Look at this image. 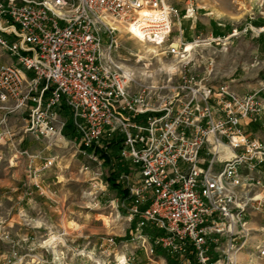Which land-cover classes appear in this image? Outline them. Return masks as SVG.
I'll use <instances>...</instances> for the list:
<instances>
[{"label": "built area", "instance_id": "built-area-1", "mask_svg": "<svg viewBox=\"0 0 264 264\" xmlns=\"http://www.w3.org/2000/svg\"><path fill=\"white\" fill-rule=\"evenodd\" d=\"M179 3L0 0V148L25 159L27 176L42 189L37 178L57 157L22 148L26 138L49 151L74 142L91 161L81 172L99 195L111 189L108 158L149 258L159 246L177 264H237L247 244L245 216L250 208L264 212V197L254 193L264 188V140L248 131L264 126V101L213 83L214 61L201 80L184 73L196 65L201 43L221 38L188 42L182 29L174 35L176 23L196 15L194 0ZM109 22L171 57L182 85L170 73L160 86L139 83L134 92L131 60L122 58L119 30ZM66 109L72 139L65 135ZM147 230L161 235L153 243ZM257 250L264 257V247Z\"/></svg>", "mask_w": 264, "mask_h": 264}, {"label": "rangeland", "instance_id": "rangeland-1", "mask_svg": "<svg viewBox=\"0 0 264 264\" xmlns=\"http://www.w3.org/2000/svg\"><path fill=\"white\" fill-rule=\"evenodd\" d=\"M194 5L195 17L181 19V26L176 23L174 35L182 29L185 40L201 37L210 41L212 36L207 35L200 21L203 14L220 17L217 23L221 26L217 28L226 36L231 32L233 35L234 31L238 34L219 37L221 41L211 46L205 42L198 49L196 65H190L184 73L201 80L208 76L210 62L214 61V73L209 79L230 82L231 77L227 76L234 73L238 75L232 83L236 88L254 82L251 75L256 68L252 66L255 63L252 53L257 47V30L264 27V0H194ZM178 8L184 15L182 3ZM195 23L197 28L192 29ZM120 28V53L124 60H131L129 64L136 78L134 92L139 89V83L160 86L170 73L174 74L175 85H182L181 70L169 71L176 63L171 57L161 55L160 50L158 57L146 55L143 49L146 43L135 33L132 35L126 26L118 25ZM146 47L153 46L146 44ZM260 53L264 54V49ZM245 73L248 77L240 79ZM165 94L164 91L162 95ZM69 120H72L70 115ZM255 132L264 140V131L256 128ZM68 138L72 136L68 134ZM22 148L57 158L52 168L37 178L42 188L39 189L25 172L26 160H13L12 152L0 148V264H169L164 250L163 255L149 258L116 191L111 188L99 195L93 189L90 177L81 172L82 165L91 161L79 155L74 142L63 149L49 151L28 137ZM105 171L109 177L108 166ZM254 191L264 197L263 187ZM249 214L245 216L249 230L247 244L238 255L237 264H264V257L257 250L264 247V212L250 208ZM129 232L130 240L127 239ZM148 232L144 231L143 235Z\"/></svg>", "mask_w": 264, "mask_h": 264}, {"label": "crops", "instance_id": "crops-1", "mask_svg": "<svg viewBox=\"0 0 264 264\" xmlns=\"http://www.w3.org/2000/svg\"><path fill=\"white\" fill-rule=\"evenodd\" d=\"M206 15V16H205ZM208 15V16H207ZM218 19L221 20L220 17H214V16H209V14H203L200 17V21L203 24V26L205 27V30L207 32V35H211L212 38H219V37H230L232 36V32L229 33L227 36L224 34V32L222 30H219L217 27L221 24H218L217 21ZM193 28H197V25L195 23V25L192 27ZM231 31V30H230ZM257 35H255V37H257L258 41H257V47L255 48L254 52L252 53V55H254V59L255 63L254 65H252L254 68H256V70L252 71V75L251 77H253L252 79H254V82H249L246 83V85H242V87L240 88H236L235 86L232 85V83L236 80L235 78L238 77V75L236 76V74H231L229 76H227L228 78H230V82H226L228 84L231 85V87L240 95H245L248 93H258L260 98L264 101V54L260 53V50L264 49V27L261 28L260 30H257ZM260 31V32H259ZM262 33V34H261ZM235 37V36H233ZM185 41H192V40H185ZM7 60V58H6ZM2 64V61L0 59V65ZM245 70V68H244ZM244 75V78H243ZM247 73L242 74V76L240 77V79H246ZM235 80H234V79ZM213 81V83H219L216 82L215 79H210ZM260 129L262 131H264V126L262 124H257L255 126H252L250 128H248V131L254 132V129ZM255 136L258 137L256 135L255 132ZM259 138V137H258Z\"/></svg>", "mask_w": 264, "mask_h": 264}, {"label": "trees", "instance_id": "trees-1", "mask_svg": "<svg viewBox=\"0 0 264 264\" xmlns=\"http://www.w3.org/2000/svg\"><path fill=\"white\" fill-rule=\"evenodd\" d=\"M66 113H67V116L70 115L71 118H72V114L69 110L66 109ZM68 134L72 136V138L75 137L74 135V126H73V121L72 120H69L67 122V125H66V129H65V135L68 137ZM71 138V139H72ZM112 149H113V153L114 155H118L119 152H120V145L119 143H115L112 145ZM117 158V157H116ZM106 166L109 167V171H110V175L108 177V180L109 182L111 183V188L112 190L116 191L117 192V195H118V198L121 199L122 201H127L129 202L130 199H129V195H128V191L125 190L122 186H120L117 182H116V178H115V175L113 174L112 172V168L113 166L111 165V161L107 158L106 161ZM118 166H120L121 164L118 162L117 163ZM124 171H127V168L123 169ZM135 226L136 224H133L132 225V229L135 230ZM150 237H151V241L154 243L156 238L161 235L160 233L158 232H155V231H149L148 232ZM127 239L130 240L131 239V236H130V232L128 233L127 235ZM156 254L158 255H163L164 254V251L159 247V246H156ZM165 254L167 255L168 259H169V264H177L176 263V260L174 259V257L168 253L165 252Z\"/></svg>", "mask_w": 264, "mask_h": 264}, {"label": "bare ground", "instance_id": "bare-ground-1", "mask_svg": "<svg viewBox=\"0 0 264 264\" xmlns=\"http://www.w3.org/2000/svg\"><path fill=\"white\" fill-rule=\"evenodd\" d=\"M109 24L111 25V26H113L114 28H116L117 30H119L118 29V25H122V26H126V25H124V24H122V23H120V22H109ZM127 27V29L130 31V33L132 34V35H134V32L128 27V26H126ZM119 31H122L121 30V28H120V30ZM144 43H146V42H144ZM146 44H148V43H146ZM146 44L144 45V50H145V54L147 55V54H152V55H154V57H158V51H159V49H157L156 47H154L153 45H150V44H148V45H150V46H153V47H146ZM205 44L204 43H201V46H204ZM142 46V45H141ZM145 58V57H144ZM178 66H177V64H173L172 65V67H170L169 68V71H174L176 68H177ZM147 74V73H146ZM259 197V196H258ZM260 198V197H259ZM238 258H239V256H238ZM238 258H237V261H238Z\"/></svg>", "mask_w": 264, "mask_h": 264}]
</instances>
